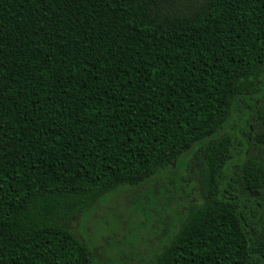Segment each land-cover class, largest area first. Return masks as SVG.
<instances>
[{"label": "trees", "instance_id": "1", "mask_svg": "<svg viewBox=\"0 0 264 264\" xmlns=\"http://www.w3.org/2000/svg\"><path fill=\"white\" fill-rule=\"evenodd\" d=\"M263 76L264 0H0V264H98L73 222L188 150L199 201L146 264H264Z\"/></svg>", "mask_w": 264, "mask_h": 264}, {"label": "rangeland", "instance_id": "2", "mask_svg": "<svg viewBox=\"0 0 264 264\" xmlns=\"http://www.w3.org/2000/svg\"><path fill=\"white\" fill-rule=\"evenodd\" d=\"M259 88L252 99L264 94V76ZM249 110L250 107L241 100L226 126L217 133L229 131L235 135L233 166L240 161L243 146L250 138ZM190 157L188 150L177 162L160 169L142 185L118 188L86 209L78 222H73L77 234L93 246L98 264H146L158 251L177 227L189 202L199 201L191 177ZM228 169L232 171L233 167L228 166ZM141 195L153 197V207L146 204L147 200L140 198ZM141 207L150 208L148 220L140 213ZM256 207L259 213L264 211V205Z\"/></svg>", "mask_w": 264, "mask_h": 264}]
</instances>
